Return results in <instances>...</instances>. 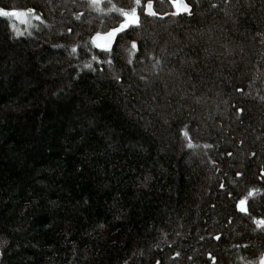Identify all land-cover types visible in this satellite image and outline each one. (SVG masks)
Listing matches in <instances>:
<instances>
[{"label": "trees", "instance_id": "1", "mask_svg": "<svg viewBox=\"0 0 264 264\" xmlns=\"http://www.w3.org/2000/svg\"><path fill=\"white\" fill-rule=\"evenodd\" d=\"M152 2L0 0V264L264 255V0Z\"/></svg>", "mask_w": 264, "mask_h": 264}, {"label": "snow or ice", "instance_id": "2", "mask_svg": "<svg viewBox=\"0 0 264 264\" xmlns=\"http://www.w3.org/2000/svg\"><path fill=\"white\" fill-rule=\"evenodd\" d=\"M100 2V0H91V3L95 6ZM173 3L176 4L177 7H179L178 0H173ZM135 4L137 7H133L131 9L125 10V9H119V13L121 16L124 17V23H121L119 27L114 28L111 32L107 33L106 36L104 37L105 42L103 44L97 43V40L100 39L99 34H97V37L93 39V43H96L97 47H100L104 50H110V45L112 41L115 39V37L121 33L124 32L128 27L130 26H140V19H139V14H138V8H145L147 15H152L155 16L156 12L153 11V4L151 3V0H148V2L145 4L144 0H135ZM184 10L188 11L187 6H184ZM34 12V10H32ZM29 15L28 12H18V11H6L3 9H0V16H12L15 17L17 20L26 23L27 22V16ZM39 19V17H36ZM131 47L133 49L136 48L135 42L132 43ZM75 51V49H73ZM95 59V57H93ZM185 136H187V132H185ZM192 145L189 144V147ZM246 201L242 200L240 201V211L246 212L247 209L245 207ZM258 225L264 226V220L257 221ZM261 264H264V261H261Z\"/></svg>", "mask_w": 264, "mask_h": 264}, {"label": "water", "instance_id": "3", "mask_svg": "<svg viewBox=\"0 0 264 264\" xmlns=\"http://www.w3.org/2000/svg\"><path fill=\"white\" fill-rule=\"evenodd\" d=\"M147 2H148V1H147ZM147 2H146V3H147ZM146 3H145V4H146ZM151 3L153 4L152 0H151ZM178 3H179V7H177L176 4H175V8H176V10H177L178 13H182V14L190 13L191 8H190L189 4L186 2V0H178ZM185 5L187 6L188 11H185V10H184V6H185ZM153 11H154V8H153ZM144 13H145V15H147V12H146V9H145V8H144ZM156 15H157V13H156ZM149 16H152V15H149ZM117 27H119V26H116V27H114V28H117ZM114 28H112V29H110V30H108V31H105V32H97V33L93 34L92 37H91V42L93 43V39L97 37V34H99L100 39L97 40V43H99V44H103V43L105 42L104 37L106 36V34L109 33V32H111ZM116 37H117V36H116ZM116 37H115V39L112 41V43H111V45H110V49L112 48V46H113V44H114V42H115V40H116ZM93 45H94V47H95L96 49L104 50V49H102V48H100V47H97V46H96V43H93ZM261 261H264V255H262V257H261L260 260L258 261V264H261Z\"/></svg>", "mask_w": 264, "mask_h": 264}, {"label": "rangeland", "instance_id": "4", "mask_svg": "<svg viewBox=\"0 0 264 264\" xmlns=\"http://www.w3.org/2000/svg\"><path fill=\"white\" fill-rule=\"evenodd\" d=\"M174 6H175V4H174ZM13 11H18V12H28V11H25V10H13ZM28 13H29V15H28L27 18H26V19H27V22H28L29 20H31V18H32V17H31V14H32V13H30V12H28ZM11 17H12V16H11ZM14 18H15V17H14ZM27 22H26V23H27ZM18 23H24V22H21V21L18 20Z\"/></svg>", "mask_w": 264, "mask_h": 264}]
</instances>
